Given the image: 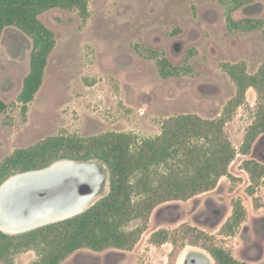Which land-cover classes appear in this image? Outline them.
<instances>
[{"label": "rangeland", "instance_id": "1", "mask_svg": "<svg viewBox=\"0 0 264 264\" xmlns=\"http://www.w3.org/2000/svg\"><path fill=\"white\" fill-rule=\"evenodd\" d=\"M226 11L222 0H90L86 21L76 11L43 14L41 21L56 34L57 45L26 113L17 100L29 72L32 41L15 28L7 29L0 42V101L6 105L0 112V164L17 150L51 137L118 132L148 138L177 115L219 118L236 95L222 65L243 62L247 72L255 74L264 64V0L232 14L236 22L261 21L259 30L230 31ZM153 51L174 66L188 64L191 74L162 78L157 61L149 58ZM258 105V93L248 89L225 125L238 153L229 175L213 190L157 207L132 251L81 250L61 264H168L172 245L153 244L152 235L185 224L206 231L241 264H264V187L256 186L244 168L250 160L264 164V135L247 154L242 152ZM89 163L102 169L96 161ZM101 171L105 181L93 204L109 192ZM238 205L245 210V220L230 231L226 225ZM139 226L141 222L134 221L129 229ZM192 257L214 264L206 251L192 246H186L178 264H194ZM37 260V254L28 251L19 254L15 264Z\"/></svg>", "mask_w": 264, "mask_h": 264}, {"label": "trees", "instance_id": "2", "mask_svg": "<svg viewBox=\"0 0 264 264\" xmlns=\"http://www.w3.org/2000/svg\"><path fill=\"white\" fill-rule=\"evenodd\" d=\"M255 0H222L226 6L230 31L252 32L262 28L258 20L234 21V11ZM90 0H0V42L7 29L15 28L32 41L29 72L18 96L24 113L42 87L45 69L57 45L56 34L41 16L54 9L76 11L86 21ZM139 52V49H138ZM159 75L164 78L191 74V67L174 66L161 53L153 51ZM161 56V57H160ZM223 70L236 87V95L217 119L195 114L170 117L161 124L155 137L140 138L132 133L107 132L99 136H57L35 146L17 150L0 164V187L12 177L44 170L61 161L89 163L96 161L104 169L109 192L84 212L30 231L11 234L0 229V264H15L22 253L34 251V264H61L81 250L103 252L109 249L132 251L145 232L154 210L162 204L188 201L213 190L228 168L237 150L231 144L225 125L245 98L248 89L258 93L259 105L248 129L243 154L264 135V64L255 74L246 64L226 63ZM6 105L0 101V112ZM251 181L264 187V164L247 161L244 165ZM245 220L241 205L226 228L233 231ZM134 221L141 226L129 229ZM153 244L170 243L168 264H178L186 248L206 251L214 264H241L215 244L213 236L197 227L182 225L174 232L161 230L152 235Z\"/></svg>", "mask_w": 264, "mask_h": 264}, {"label": "bare ground", "instance_id": "3", "mask_svg": "<svg viewBox=\"0 0 264 264\" xmlns=\"http://www.w3.org/2000/svg\"><path fill=\"white\" fill-rule=\"evenodd\" d=\"M98 173L91 163L61 161L44 170L12 177L0 187V228L9 233H22L84 212L100 193L102 177ZM61 183L64 186L58 189ZM24 186L34 187L29 189L33 190L29 196L34 202L27 195L28 199L15 196L11 204L7 203L6 198ZM54 187L58 190L47 193ZM189 261L206 264L200 257Z\"/></svg>", "mask_w": 264, "mask_h": 264}, {"label": "water", "instance_id": "4", "mask_svg": "<svg viewBox=\"0 0 264 264\" xmlns=\"http://www.w3.org/2000/svg\"><path fill=\"white\" fill-rule=\"evenodd\" d=\"M69 162H73V161H69ZM80 164V163H79ZM83 164V163H82ZM93 166H95L96 167V169L98 170V174H99V176L100 177H102V183L105 181V179H104V174L102 173V169H100V168H98L97 166H96V164H92ZM34 172V171H33ZM29 173V172H28ZM24 174H26V173H24ZM20 175H22V174H20ZM32 185H35V184H32ZM59 186V188L58 189H61V188H63V186H64V183H61L60 185H58ZM66 187H68L67 185H66ZM70 187V186H69ZM31 188H33L34 189V187L33 186H31L30 188L29 187H26V186H24L23 188H21V189H17V193L16 192H13V194H10L7 198H6V201H7V203H9V204H11V201H12V199L15 197V196H17L20 200L21 199H28V198H30V202H34V200L32 199L33 197L30 195L29 196V193H31L33 190H29V189H31ZM58 189H55V187H54V189L53 190H48V192L47 193H50V192H53V191H56V190H58ZM66 188L64 187V190H65ZM71 190H67V192H70ZM29 196L28 198L26 197V196ZM41 196V195H40ZM46 196V195H45ZM50 198H51V196H50ZM22 200V201H23ZM32 200V201H31ZM10 201V202H9ZM69 219V218H68ZM66 220V219H65ZM60 221H62V220H60ZM57 222H59V221H57ZM53 223H55V222H53ZM51 224V223H50ZM46 225H48V224H46ZM42 226H44V225H42ZM41 227V226H40ZM1 229V228H0ZM2 231H4L3 229H1ZM30 231V230H29ZM4 232H7V231H4ZM7 233H9V232H7ZM11 234H17V233H11Z\"/></svg>", "mask_w": 264, "mask_h": 264}]
</instances>
